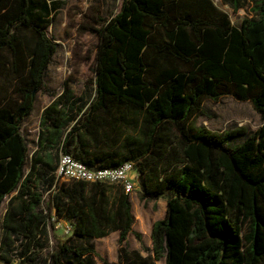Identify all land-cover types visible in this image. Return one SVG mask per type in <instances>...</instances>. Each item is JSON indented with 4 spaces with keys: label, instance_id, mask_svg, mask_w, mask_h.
I'll return each instance as SVG.
<instances>
[{
    "label": "trees",
    "instance_id": "obj_1",
    "mask_svg": "<svg viewBox=\"0 0 264 264\" xmlns=\"http://www.w3.org/2000/svg\"><path fill=\"white\" fill-rule=\"evenodd\" d=\"M256 13L236 27L213 0H123L97 30L94 95L76 97L64 84L43 112L26 175L21 129L58 44L47 34L46 2L0 0V209L9 198L0 262L264 264V0ZM223 97L251 102L262 126L197 127L205 101ZM61 152L90 169L135 164L140 199L166 200L152 250L134 231L130 195L119 185L57 178ZM41 186L51 189L47 203ZM53 218L70 222L73 239L51 248ZM114 232L116 263L81 244ZM130 234L141 251L130 250Z\"/></svg>",
    "mask_w": 264,
    "mask_h": 264
},
{
    "label": "rangeland",
    "instance_id": "obj_2",
    "mask_svg": "<svg viewBox=\"0 0 264 264\" xmlns=\"http://www.w3.org/2000/svg\"><path fill=\"white\" fill-rule=\"evenodd\" d=\"M40 4L46 2L50 6V16L47 18L50 27L47 30L49 38L58 44L57 52L48 69L45 85L38 93L36 109L32 116L24 122L21 132L29 146V157L26 165L28 175L33 161V154L37 147L40 130L41 111L50 105L55 95H61L64 84L67 82L76 97L82 96L86 90L94 95L96 57L100 41L97 30L117 15L123 0H37ZM258 0H237L232 5L227 0H213L215 5L227 13L232 24L239 27L245 18H255L256 3ZM193 123L197 127H205L213 132H224L238 128H245L248 133H254L263 124L260 115L255 111L249 101H238L232 97H223L218 102L205 101L203 113L197 116ZM40 192L43 200H50L51 189L41 186ZM141 191L138 189L130 195L133 214L137 221L136 229L141 226H151L156 220L165 217L166 205L161 200L147 198L140 199ZM9 198L5 200L0 209V240L3 233L4 216L7 211ZM51 237L50 246L53 248L56 240H72L73 228L70 222L66 224L56 220L49 223ZM80 244L78 241H74ZM130 248H135L138 240L130 236ZM149 241L146 239V245ZM81 244L94 246L97 253L110 263L118 261L117 235H111L102 240L84 241ZM145 254H147L145 252ZM86 264H104L92 256ZM15 258L11 264H18ZM0 264H5L0 262ZM158 264H165L164 261Z\"/></svg>",
    "mask_w": 264,
    "mask_h": 264
},
{
    "label": "built area",
    "instance_id": "obj_3",
    "mask_svg": "<svg viewBox=\"0 0 264 264\" xmlns=\"http://www.w3.org/2000/svg\"><path fill=\"white\" fill-rule=\"evenodd\" d=\"M56 175L68 181L119 185L129 195L139 189V174L131 162L114 169H90L72 155L61 152Z\"/></svg>",
    "mask_w": 264,
    "mask_h": 264
},
{
    "label": "crops",
    "instance_id": "obj_4",
    "mask_svg": "<svg viewBox=\"0 0 264 264\" xmlns=\"http://www.w3.org/2000/svg\"><path fill=\"white\" fill-rule=\"evenodd\" d=\"M51 105V104H50ZM50 105H48L47 107H49ZM46 107V108H47ZM46 108H44V109H42V111H41V118H42V115H43V112H44V110L46 109ZM35 109H36V106H35ZM35 109H34V111H35ZM34 113V112H33ZM162 199V198H161ZM161 199H159V200H161ZM158 199H154V201L156 202ZM164 201H165V205H166V200L164 199ZM165 216H166V210H165ZM165 218V217H164ZM163 218V219H164ZM162 220V219H161ZM157 221H159V220H156V221H154L153 223H152V225L151 226H141L139 229H136V224H137V221H135V225H134V231H136V232H138V233H140L141 235H142V237H143V242H144V244L146 245V239L149 241V243L146 245V247L148 248V249H150V250H152V239H151V231H152V228H153V226H154V224L157 222ZM62 223H64V224H66L68 221H61ZM111 235H117V240L119 241V232H114V233H112ZM111 235H109V236H111ZM108 236V237H109ZM130 236H133V237H135V235L134 234H130L129 235V237H128V241H129V239H130ZM105 238H107V237H105ZM105 238H103V239H105ZM136 238V237H135ZM96 240H102V239H96ZM139 242V241H138ZM129 243V242H128ZM129 247H130V245H129ZM119 248H120V246H119V243H118V250H119ZM130 250L131 251H141L142 250V244L139 242L136 246H135V248H130ZM96 251H97V249H96ZM152 253V252H151ZM142 254L144 255V256H147L148 255V253L147 254H145V252H143L142 251Z\"/></svg>",
    "mask_w": 264,
    "mask_h": 264
}]
</instances>
